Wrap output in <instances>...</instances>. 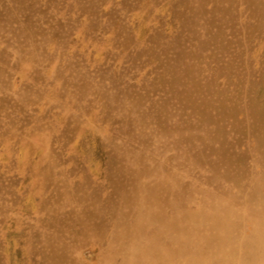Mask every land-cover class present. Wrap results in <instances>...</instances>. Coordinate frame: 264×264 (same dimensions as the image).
Masks as SVG:
<instances>
[{
    "label": "rangeland",
    "instance_id": "rangeland-1",
    "mask_svg": "<svg viewBox=\"0 0 264 264\" xmlns=\"http://www.w3.org/2000/svg\"><path fill=\"white\" fill-rule=\"evenodd\" d=\"M0 264H264V0H0Z\"/></svg>",
    "mask_w": 264,
    "mask_h": 264
}]
</instances>
